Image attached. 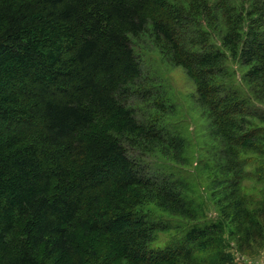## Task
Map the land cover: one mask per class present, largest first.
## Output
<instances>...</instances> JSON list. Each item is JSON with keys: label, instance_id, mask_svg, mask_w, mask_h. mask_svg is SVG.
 <instances>
[{"label": "trees", "instance_id": "1", "mask_svg": "<svg viewBox=\"0 0 264 264\" xmlns=\"http://www.w3.org/2000/svg\"><path fill=\"white\" fill-rule=\"evenodd\" d=\"M149 29L208 109L217 218L185 179L128 149L181 160L130 103L142 77L132 37ZM222 47L264 76V0H0V264H235L264 249V128L251 119L264 116L229 82ZM160 232L174 234L154 246Z\"/></svg>", "mask_w": 264, "mask_h": 264}, {"label": "rangeland", "instance_id": "2", "mask_svg": "<svg viewBox=\"0 0 264 264\" xmlns=\"http://www.w3.org/2000/svg\"><path fill=\"white\" fill-rule=\"evenodd\" d=\"M209 33L212 41L221 46L218 31L209 29ZM132 43L141 62L142 77L135 87L140 92L130 98V103L140 120L159 125L176 140L181 160L174 159L172 154L158 146L144 142L128 146V149L154 170L170 169L176 178L185 179L189 185L186 191L189 197H193L201 207V202H205V210L202 207V211L206 218H217L220 214L217 203L219 196L213 195V189L209 187L208 166L217 140L210 134L209 112L199 101L196 84L183 67L172 61L169 50L156 41L150 29L138 37H132ZM223 50L230 73L229 82L246 100L250 110L264 116V76L255 75L251 71L252 65L245 64L225 48ZM251 119L255 125L264 128L262 118ZM247 154L251 159L258 157L254 152ZM244 183L250 185L253 182L245 180ZM144 207L155 216L172 220L181 229L194 223L186 217L163 210L156 202H147ZM202 221L198 219L196 222ZM174 232L158 233L153 245L162 246ZM235 264H264V249L258 253L235 254Z\"/></svg>", "mask_w": 264, "mask_h": 264}]
</instances>
